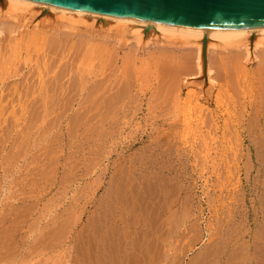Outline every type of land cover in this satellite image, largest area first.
Instances as JSON below:
<instances>
[{
  "label": "bare ground",
  "instance_id": "obj_1",
  "mask_svg": "<svg viewBox=\"0 0 264 264\" xmlns=\"http://www.w3.org/2000/svg\"><path fill=\"white\" fill-rule=\"evenodd\" d=\"M0 3L3 4L0 13V35L2 33L3 37L5 34L9 35L8 39L5 38L6 36L0 37V120L1 123H6V118L11 116V122L8 118L9 128L6 127L8 124L6 126L3 124L6 130L10 129L7 130L9 132L16 131V128L21 125L20 130L18 129L19 136L21 135V138L18 137L20 140L14 131V141H11L8 151H4L5 154L3 153V156L0 157V264H60V262H62L61 264H165L172 255H169L166 244L174 232H176L174 234L180 235L182 232L180 225L185 218L182 219V216L186 214L185 211L182 212L185 202L181 201L179 192L181 187L178 186V192L173 193L171 186L169 187L170 179L164 174L167 168L166 162L161 164L158 171L154 170L158 168L156 162L162 156L157 149H160L163 143H167V145L172 143L171 145L176 148H186L194 153L199 147L220 146L222 148L226 145H233V143L222 137L217 139L218 133L225 137L227 129H232L233 131H231L236 133L246 129L245 133L249 136L246 146L249 149L260 151V155L259 152H254L259 155L254 159L258 160L260 165H264V26L185 27L132 17L65 9L35 0H0ZM21 9H45L54 17L52 16L53 19L51 21L49 19L50 22L46 24L43 23V20L41 23L44 25L42 24V26H40L41 23H35L29 29L30 31L28 30L30 34L23 35V32L19 30L20 27H15L11 20L16 11ZM94 21L115 25L119 34L102 35L104 37L102 40L100 38L98 43L99 45L104 40L101 44L103 49L100 45L98 46L101 50L100 48L99 50L98 48L94 49L96 46H93L92 51H90L91 48L87 51L92 42L88 44L89 47L84 45L87 46L86 50L80 45L78 49L83 48L85 52L79 50L83 54L80 55L79 51L77 54L80 57L83 56L82 58L86 59V62L90 61L88 66L80 67L79 64L83 60L81 59L79 66L75 68L76 61L72 62L73 59L63 60L67 53L65 54V50L62 52L57 50H61L63 45L70 49L76 44L79 45V42H84L85 39L82 34H78V29L72 28L73 31L67 32L63 28L76 27V24L81 22L90 24ZM126 28L138 33L146 30L150 34L155 33L165 39H173V41L168 40L167 44L158 45L157 50L146 53L148 55L146 58L143 53L144 49L142 48L141 52L138 50L140 47L136 45L141 34H133L134 39L137 38L136 41L134 40L135 45L134 41L128 43L125 34H121ZM25 35H29V38L32 36L33 40L39 41L42 48L45 47L42 54L35 60L33 58L34 61L28 56H23L21 51ZM85 38L89 39L90 37ZM202 38L215 39L218 47L217 54L211 55V57H217H212L213 59L207 56L203 57L204 65L200 46ZM85 42L84 44H86ZM129 49L131 52L128 51ZM69 54L72 53L69 52ZM77 54H74V60ZM207 54L209 53L207 52ZM57 59H60L63 64L55 66ZM94 59L97 60L96 63H93ZM149 59L151 60L150 72L147 75L144 71L142 72L141 67ZM68 60L72 62V66L74 64V67L68 65ZM32 61L33 64L30 63ZM19 63L21 65L23 63L25 66H19ZM83 64L85 65V62ZM145 66L147 67V65ZM21 67L27 68V71L22 72ZM201 73L204 78H207L208 87L206 89L203 86L194 88L182 96L180 81L186 79L187 82L188 77L192 78ZM9 78L12 80L9 81ZM146 78L148 79L146 80ZM189 81L193 82L194 80L190 79ZM202 83L203 80L195 84L199 86ZM139 99L144 101L142 104L145 105L146 113L150 115L151 121L146 125L147 128L142 130V134L138 133L140 131L135 132L137 135L127 140L125 146L132 147L135 140H142L144 136L151 137L152 131L159 130L161 125H167V127L165 126L167 129L165 136L168 138L162 136L166 138L162 142V139L158 140L157 136H154L150 141V144L155 145L151 149L158 151L157 154L152 151L155 157L160 155L158 159H155V162L153 161L154 164L151 162L154 167H148L149 161L148 166H146L147 163L143 165L145 157L141 156L143 155L141 153L138 154V157L123 158V168L120 171L115 169L119 173L112 181L110 180L108 187L106 186L103 205L101 204L102 210H98V213L91 217L92 219L90 217L87 219H90V225L81 226V229L75 234L72 232L69 237L70 242L64 247L65 255L63 253L62 255L56 254L57 257L61 255L63 261L60 259L61 261L58 262L59 259L55 258L53 252L63 246L58 242V235L61 236L65 231H68L65 230L68 223L64 220L66 217H63V222L59 221L60 223L56 220L58 225L45 226L46 230L37 232L38 241L23 242V220L30 215L32 203H34L31 201L24 205V200L31 195L27 194L26 198L22 196L25 183H23V162L25 158L30 157L29 163H38L37 166L27 170L30 176L34 171L33 176L29 178L31 183L43 179L42 176H39L42 178L38 177L37 180L36 171L43 172L47 168L53 171L55 168L50 166L54 165V161L57 160V158H52L55 156L53 154L54 143L52 142L53 138H48V134L54 125L51 124L53 119L47 118L48 115L55 110V107L57 112L59 111L57 108L62 110L61 113L59 111L60 114H66L72 110V116L75 115L74 123L72 122V127L71 124H68L70 128L66 127L65 130L69 128L70 131H67L70 134L76 129V126L83 124L82 129L85 128L84 130L90 134V137L95 139L94 137L101 133L99 130L113 128L120 117L136 114L140 107H136L138 103L134 105V102H140ZM3 101H17L19 107L15 106V108L12 105L7 112L9 103L8 105L7 103L2 104ZM74 103L77 104L76 108H73ZM25 114L28 115L25 116ZM159 116L161 119L156 121L154 118ZM22 120L23 122H21ZM2 126L0 132H2ZM165 127L164 130H166ZM33 131L37 133L36 135L34 132L35 137H33ZM82 132L84 131L82 130ZM161 132L163 133V130ZM227 134L226 136H229ZM56 135H58L57 132ZM86 137L88 136L86 135ZM230 137L228 138L230 139ZM80 142L82 141L80 140ZM4 143L6 142H2V144ZM38 146H41L36 149L38 153L36 150L34 153L33 150V154L31 153L28 157V152ZM172 154L174 153L170 155L172 156ZM148 160L154 159L149 157ZM29 163L24 166L28 167ZM41 166L43 167L41 168ZM249 166L251 167V165ZM261 168H257L256 171H261ZM67 171L64 173L68 174L69 170ZM28 173H25L24 178L28 176ZM38 174L43 175V173ZM50 177L52 176L50 175ZM63 177L60 180H64ZM252 185L254 194V188L258 189L261 194L260 197L256 195L251 199L253 203H256L252 206V215L256 217L257 223L261 227L258 225L256 233L253 231L255 234L253 233L254 235L250 237L249 247L242 245L244 242L236 245L239 241H236L235 237L238 235L233 236L235 229L229 228L232 233L229 231L225 237L218 235L220 238L216 236L217 239L205 245L200 252L202 258L198 259V264H264V184L253 183ZM173 194L176 197H173ZM185 197L187 196L185 195ZM185 197L183 198L186 199ZM55 219H52V222H55L53 221ZM67 220L70 221V224L72 223V219ZM59 224L62 227L60 230L58 229L61 228ZM193 225L188 228L195 232L188 231V229L186 231L194 234V237L197 234L199 236V231H197L199 229L195 230V224ZM57 230L59 231L57 232ZM43 238H48V240L46 242L39 241ZM55 239L57 241L53 242ZM238 252H240L239 256L244 255L245 261L233 259ZM208 257L209 259H207Z\"/></svg>",
  "mask_w": 264,
  "mask_h": 264
},
{
  "label": "rangeland",
  "instance_id": "obj_2",
  "mask_svg": "<svg viewBox=\"0 0 264 264\" xmlns=\"http://www.w3.org/2000/svg\"><path fill=\"white\" fill-rule=\"evenodd\" d=\"M2 5L3 4L0 3V13H1V9L3 7ZM32 13H33V16H31ZM52 16L53 15L51 13H49L48 11H46L45 9H37V10L21 9V10L16 11V13L13 15L11 20H12L15 27H18V26L20 27L19 30H21L23 32V35H24V34H30L29 29H31V27L35 23H41L43 20H44V22H43L44 24L49 23L54 17V16L53 17ZM0 18H1V16H0ZM49 19H50V21H49ZM43 23H41L40 26H42ZM88 23L89 22H81V23L76 24V27L70 26V28L69 27L63 28L67 32L73 31L74 29H72V28L78 29V32H79L78 34H82L83 38L85 39L83 41L85 42L87 40L85 42L86 44H84V42H79V45H77L76 44L77 42H76L75 43L76 46L74 45V47H72L70 49H68L67 46L63 45V47L60 48L61 50H57L59 52H62L65 50V54L67 53V55H65L66 57L63 60H65V59H70V60L73 59L74 60V54L75 53L77 54L78 53L77 51H79V50L85 52V50L87 49V46H84V45H88V44H90V42H92V43H91L90 47L88 45L89 48L87 51H89L90 48H91L90 51H92V48H94L95 46L96 47L94 49L98 48V50H99L100 47H98V46L100 45L102 48L103 45H101V44L104 40L101 41V44L98 45V43L100 42V40L103 39V37L106 34H119V33H117V29H116L117 27L115 25L105 24V23L100 22V21H97V22L94 21L93 23L90 22V24H88ZM82 32L86 35H84ZM136 33L141 34L139 37V41L137 40V38L134 39L133 34H136ZM121 34H125V37L128 38V41H127L128 43L129 42L133 43L134 40L135 41L137 40L136 41L137 44L135 41H134L135 43H133V44L134 45L136 44L137 47H140L138 50L141 52H142V48L144 49V51H143L144 57L148 56L146 53H152L153 51L157 50L156 47L158 45L160 46L162 44L161 46H163V44H167L166 41L167 42H168V40L173 41V39H170V38L165 39V37L160 36V35L155 34V33L150 34V32L146 31V30L140 31L138 33V32L131 31L128 28H126L125 30H123V33H121ZM1 35H0V37L2 38L3 36H1ZM14 35H17V34H14ZM102 35H104V36H102ZM5 36H4L5 38L9 37V35H7V34H5ZM78 36L81 37V35H78ZM85 37H88V38L90 37L89 38L90 40L85 38ZM91 37L92 38L96 37V38L92 39ZM28 40H30L31 42H29ZM34 41L36 42L35 44L32 43ZM175 41H176V39H175ZM207 41H209V42L207 43ZM23 42L22 43L24 46L22 45V50H21L23 52V56H28L32 60H33V58L35 60V58H37L40 54L43 53V49H45V47L42 48V45H39L40 44L39 41L37 42V40H33L32 36H30V38H29V35H25ZM27 42H28V44H27ZM200 42H201L200 43L201 56L203 54L202 59H203V65H204V58L203 57L206 58V56H207L211 59L217 57V56H215V57L212 56L213 58L211 57V55L217 54L216 53L217 49H218L217 43H216L217 41L213 38H211V39L207 38V40L202 38L200 40ZM205 43H207L208 46H206L207 44H205ZM26 44H27V46H26ZM80 45L83 46L84 49L85 48L86 49L83 50L82 47H81L82 49H78ZM101 48H100V50H101ZM130 50L131 49H129L128 51L131 52ZM66 51H68V52H66ZM80 51H79V54L80 55L83 54V53H80ZM69 52L72 54H69ZM207 52L209 54H207ZM79 54L75 55L76 58L74 61L71 60L72 62L76 61L75 68L79 65H80V67H85L86 65L88 66L90 60H87V62H86V59H83L82 58L83 56L80 57ZM54 57H57V56L55 55ZM70 57H72V58H70ZM81 59H83L82 61H83V63L85 62V65L82 63ZM70 60H68V65L70 64V66H72V62H69ZM33 61L30 63L33 64ZM80 61H81L82 65L79 64ZM94 62L96 63L97 60L94 59L93 63ZM150 62H151V60L149 59V60H146L142 64L141 70H142V72L144 71L145 74L150 72V70H149ZM61 63H62L61 60L57 59L55 66L60 65ZM19 64H20L19 66H23V67L25 66V65H23V63H22V65H21V63H19ZM145 65H147V67ZM144 66L146 67V70H148V72H146V70H144L145 69ZM72 67H74V64ZM23 71H27V68L26 69L22 68V72ZM147 75H149V74H147ZM189 78L190 77H188L187 82H186V79H183L182 81H180V83H181L180 88L182 90V96H185L186 92H189L190 90H192L194 88H198V87L203 86L206 89L208 87V80H207V78H204L203 73L190 78L191 81L194 80L193 82H190ZM147 79L148 78H146V80ZM8 80L11 81L12 78H9ZM199 80L200 81L203 80V83L201 85L197 86V84H195V83H197V82L199 83L200 82ZM195 81H197V82H195ZM139 101H140V99H139ZM5 103H7V105L9 103L8 106L6 105L8 107L7 112L11 109L12 105H14V107L15 106L19 107L18 106L19 104L17 103V101H13V102L3 101L2 102V104H5ZM142 103H144V101H140V102L135 101L134 105L137 104L136 107L137 106H138V108L140 107V110L138 109L136 111L137 112L136 114H130V115H127L125 117H120L118 120V123L116 125H114L113 128H111V129H109V127L104 128L103 126L106 127L107 125H103L102 127L104 129L99 130V132H101L103 134L100 133L99 136L98 135H97V137L95 136L94 137L95 139H92V137H90V134L88 132H86V130H84L85 128L82 129L84 127L83 124L80 126H76L75 127L76 129L72 131L73 133L72 132L70 133L71 134V136H70V134L68 133V131H70V129H69L70 125H68V124H71V127H72V122L74 123L73 118H75V115H74V117L72 116L73 115L71 113L72 110H69L66 114H64V113L60 114L62 112V110L57 108V110L60 111V113H59V111L58 112L56 111V107H55V110L52 111V113H50V115H48L47 118L51 117L49 119L50 120L53 119L51 124H52V126L54 125V127L52 129H50V131H49L50 133L48 134V138H50V139L53 138L52 139L53 140L52 142L54 143L53 144L54 145L53 146V152H54L53 154L55 156H53L52 153L50 156L51 157L53 156L52 157L53 159L57 158V160L54 161L55 162L54 165L50 166L53 169L55 168L53 171H50V168H49V170H48V168L45 169L43 172H38L35 170L37 172V173L35 172L36 173L35 176H36L37 180L39 178H42V177H43V179H41V180L39 179L38 181H35V182L32 181L31 183L29 181L30 180L29 178H31L33 176L34 171H32V174H31L32 176H30V173H28V171L31 169L30 167L37 166L36 164H38V163H36V162L35 163H29L31 160V158L29 156L31 155V153L33 154V150H34V153H36V152L38 153V151L36 149L40 148L41 146L40 147L39 146L33 147L34 149L32 148L31 151L28 152L27 156L29 158H25V160L23 162V183L25 182L26 184L25 183L23 184V195L22 196L26 198L27 194L31 195V196L29 195L30 197L27 196V198L24 200V205L25 204L27 205V203H30L31 201L34 202V203H32L33 207L30 210V215L26 219L24 218V220H23V242L25 241L26 243H28V242L38 241L37 232H39L40 230H46L45 226L51 227V226H54L55 224L58 225V223L63 222V219L66 217L64 220H66V222H68L69 224L68 223L66 224L65 230H68V231H65V233L61 236L58 235L59 236L58 242L60 244H63V246L61 248H59L58 251L53 252V254L55 255V258L59 259L58 262H60L61 260L63 261L61 255L63 252H65L64 247H66V245L70 242L69 237L71 236L72 232H73V234H75L79 229H81V226H83V225L86 226L88 224L90 225L91 221H90V219L89 220H87V219L89 217L90 218L93 217L95 213H98V210L99 211L102 210L103 197H104V194L106 191V186L108 187L110 180L112 181L114 179L115 175L117 176L120 169L123 168V160H124L123 158L138 157L139 156L138 154L141 153V154H143L141 156L145 157L143 165H146V163H147L146 166H148V164L150 162L148 167L153 168L154 165H152V163L154 164L155 159H158V157L160 155L155 157L154 152H152V151H155L156 152L155 154H157V152L159 151L158 153H161L162 156L159 157L158 162H156L158 165V166L157 165L156 166L158 168H156L154 170L158 171L159 167L162 166L161 164L166 162L165 165L169 169L166 168V171L164 174H165V176L167 175L166 177L170 179V180L168 179L170 181L169 187L171 186L170 188H172L171 190L173 193L178 192V190H177L178 186L181 187V188H179V189H181L179 191L181 193V201L185 202V203H183L184 210L182 208V210H183L182 212L185 211V214H186V215L182 216V219L184 217L185 218L182 220V222H183L182 225H180V230L182 232L180 230H179V232H181L180 233L181 236L174 234V233H176V232H174L170 236L171 239L169 238V242L166 244L167 245L166 248L168 250L169 255H171V254L172 255L170 256L171 258L170 257L168 258L169 260L167 259L165 264H196L198 262V259L202 258V254H200V252L203 250L205 245H207V243L209 244L212 240L220 238V236L225 237L227 235L226 233H229V231H230L229 228L231 230L235 229V231H233V236L234 235L236 236V234L238 235L237 237H235L236 238L235 240L239 241L236 245H239L240 243L244 242L242 245L249 247L248 243H249V240H251L250 237L257 232V231L255 232V230H257V228H259V226L261 227V225H259V223H257L258 220L256 219V217H254L252 215V206L255 205L256 203H253L251 201V199H253L254 196L256 197V195H258L260 197L261 194L258 192V189H255V188H254V190H255V194H254V192L252 190V188H253L252 184L253 183L254 184H259V183L264 184V174H263L264 173V165L261 164V165H263L262 166L263 170H262L261 165L259 164V161L255 160L256 159L255 157H258L260 155V151H258V150L255 151V149H249L246 146L247 141H248V137H249V136H247V133H245L247 130L245 129V130L240 131L239 133H236V132H232L233 131L232 129H231L232 131L230 129H227L226 133L224 134L225 137H223V135H221L220 133H218L219 135L217 134V139L219 137H222L224 140L228 139V141H231L233 143V145L230 144L232 147L230 145H226L222 148L220 146H218V147L212 146V148L210 146L209 147L207 146L208 147V148L206 147L207 149L204 147H199V148H197L198 152L196 151V153H194L192 150H189L186 148L185 149L184 148L181 149V147L176 148L175 146L171 145L172 143H170L168 145H167V143H163L162 146L160 147V149H157L158 151H156V149H151L155 146L154 144H150V141L153 139L152 137L157 136L158 140L162 139V142H163V140L168 138L167 136H165L167 134V129H166L167 125H163L164 127L166 126L165 127L166 130H164V127L161 125L159 127L160 128L159 130L152 131L151 137H145L144 136V138H142V140H140V139L135 140V142L133 143L134 145L132 147L128 148L125 146V142L127 140H129L132 136L137 135L135 132L140 131L138 133L142 134V130L146 129L147 128L146 125L151 121L150 115H148L146 113L147 111L145 110V105ZM74 105L75 106H73V108H76L77 104L74 103ZM27 115L28 114H25V116H27ZM53 115H55V116L58 115V117H55ZM68 115L71 117H69ZM144 115H147V116H144ZM8 116H10V115H8ZM10 117L6 118L7 119L6 123L5 122L1 123V120H0V128L3 124L5 126H6V124H8L6 127L9 128V126H10L9 124L12 120ZM8 118H9L10 122L8 121ZM55 118H57V119L55 120ZM154 119L156 121H159L161 119V117L159 116V117H156ZM7 122H9V123H7ZM21 122H23V120ZM21 122H20V124H21ZM144 124H145V126H144ZM4 125L2 126L3 127L2 132H0V136H1L0 137L1 138V140H0V146H1L0 147V153H1L0 157L3 156L2 154L4 153V151L5 152L8 151L9 144L11 143L12 140L14 141L13 138L15 135L17 138L18 137L21 138L20 137L21 135L19 136V133H18L21 125L16 128L17 132L15 130H12L10 132L7 131L10 129L6 130V128H4ZM60 126H61V128L59 129ZM66 127H69L67 129L68 131L65 130ZM80 128L84 132H82V130ZM106 129H107V131L109 130L111 132L108 131V133H107ZM4 130L6 131V133ZM161 130H163V133L161 132ZM227 131L229 132V134H227L228 133ZM13 132L15 133V135ZM34 132L35 131H33V134H34ZM56 132L58 133V135H56ZM81 132H82V134H81ZM130 132H131V134H130ZM1 133H4V134L1 135ZM53 133H54V135H53ZM66 133H68L69 135ZM128 134H130V135H128ZM226 134L229 136H226ZM10 135L13 137L11 138ZM36 135H37V133H36ZM36 135L34 134L33 137H35ZM67 135H68V137H67ZM86 135L88 137H86ZM6 136H7V139H6ZM162 136H165L166 138L162 137ZM16 137H15V139L17 140ZM89 137H90V139H88ZM228 137H230V139ZM9 139H11V140H9ZM72 139H74V140H72ZM86 139H87V141H86ZM240 139H242V140H240ZM80 140L82 142H80ZM155 140H156V138H155ZM4 141L6 143L2 144V142H4ZM145 144H146V146H144ZM169 145H170V147H167ZM237 145H238V147H237ZM79 146H81V147H79ZM172 146H173V149L171 148ZM165 147H167V148H165ZM146 148H148V149H146ZM201 148H203V149H201ZM5 149H7V150H5ZM163 149H164V151H163ZM167 149L169 150V153H168ZM2 150H3V152H2ZM35 150H36V152H35ZM178 150H179V152H178ZM143 151H145V152H143ZM192 152H193V154H192ZM232 152L235 154H233ZM254 152L255 153L259 152V155L258 154L256 155ZM134 153L136 154L135 156H134ZM171 153H174V154H172V156H171L170 155ZM127 155H130V156H127ZM147 155H149V156H147ZM174 155L175 156L177 155V156L175 157ZM146 156L148 158L152 157V159H154V160L150 161V160H148V158ZM236 156L238 157V159ZM163 158H164V160H162ZM160 160L162 161V163ZM173 161H176V162H173ZM26 163H29L28 167L24 166ZM63 163H64V165H63ZM232 163H233V165H232ZM220 164H222V165H220ZM69 165H70V167H69ZM249 165H251V167ZM136 166H137V164H136ZM24 167H26V168L24 169ZM42 167L43 166H41V168ZM256 167L261 168L262 172L256 171L257 170ZM115 169H117V170L119 169V171L117 172V170H115ZM225 169H227V170H225ZM67 170H69L68 174H66L68 172ZM45 171L49 172V173H47L48 175L46 174ZM64 172H66V173H64ZM25 173H28L27 174L28 176L26 178H24L26 176ZM38 173H43V175L42 174L40 175ZM261 173H262V175H261ZM168 174H170V175H168ZM50 175L52 177H50ZM39 176H42V177H39ZM261 176H263V177H261ZM62 177L64 180H60V179H62ZM111 177H113V178H111ZM31 180H33V179H31ZM180 182H181V184L179 185ZM172 185H174V186H172ZM28 190L29 191L32 190V191L29 192ZM182 195H183V197H185V195H186L187 196V197H185L186 199H184L182 197ZM263 196H264V194H263ZM263 196H262V198H263ZM173 197H176V195H174ZM263 204H264V200H263ZM91 213H93V214L91 215ZM54 218H56V219L53 221H55L56 223L52 222V219H54ZM58 218H59V220H58ZM67 219H70V220L72 219L73 221L71 220V222L73 224L72 223L70 224V221ZM56 220L58 221V223ZM193 224H195V230L199 229V230H197V231H199V234H200L199 236L197 234L196 237H194V234L188 232V231H191V232L194 231L191 229L189 230V228H188L190 226H194ZM59 225L61 227V224H59ZM196 225L198 227H200L201 230ZM263 227H264V225H263ZM67 228H69V229H67ZM182 228H184V229H182ZM58 229L60 230V229H62V227L58 228ZM187 229H188V231H186ZM59 230H57V232ZM263 231H264V229H263ZM263 231H262V235H263ZM230 232L232 233V231H230ZM191 235L194 237V239ZM218 235H220V236H218ZM216 236H217V238H216ZM172 239H174L173 243H171ZM233 239H234V237H233ZM47 240H48V238H46V239L43 238L39 241H45L46 242ZM56 241L57 240L55 239V241H53V242H56ZM56 254L57 255L61 254V255L57 257ZM239 254H240V252H238L234 256L233 259L235 261H238L240 259H243V261H245L246 258L243 257L244 255H242V257H243L242 258L241 256H239ZM63 255H65V254L63 253ZM255 255L257 256V254H255ZM247 257L249 258V256H247ZM207 259H209V257ZM61 263L62 262H60V264ZM210 263H211V261H210Z\"/></svg>",
  "mask_w": 264,
  "mask_h": 264
},
{
  "label": "water",
  "instance_id": "obj_3",
  "mask_svg": "<svg viewBox=\"0 0 264 264\" xmlns=\"http://www.w3.org/2000/svg\"><path fill=\"white\" fill-rule=\"evenodd\" d=\"M71 10L185 27L264 26V0H35Z\"/></svg>",
  "mask_w": 264,
  "mask_h": 264
}]
</instances>
